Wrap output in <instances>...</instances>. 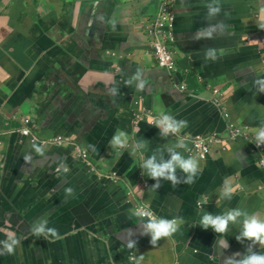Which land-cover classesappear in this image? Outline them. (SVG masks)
I'll return each instance as SVG.
<instances>
[{
	"label": "crops",
	"instance_id": "0c3cea01",
	"mask_svg": "<svg viewBox=\"0 0 264 264\" xmlns=\"http://www.w3.org/2000/svg\"><path fill=\"white\" fill-rule=\"evenodd\" d=\"M210 2L177 1L170 45L177 71L171 73L157 67L144 47L143 30L156 19L159 0H0V158L21 186L38 181L21 187L19 201H0V241L14 234L22 240L15 255L24 257L23 262L4 257L0 264H126L125 256L114 253L117 241L125 245L128 229L140 243L133 252L137 259L143 256L141 264H223L226 257L238 261L264 254L251 239L236 240L239 224L223 234L199 229L201 238L213 242L207 254L192 243L181 252L194 235L198 208L207 203L213 215L242 209L264 219V168L257 165L253 144L226 137L229 123L248 134L264 123V91L254 85L264 78V56L251 15L264 16V0H219L220 13L208 20ZM217 22L225 26L222 33L195 39L200 29ZM208 48L216 50V60L205 59ZM138 70L147 80L143 90L135 87L138 80L125 83ZM161 114L185 120L187 127L161 137L149 123ZM26 128L36 136H25ZM119 132L130 143L145 139L147 149L112 159L111 140ZM211 133L223 142L201 160L190 152L191 141ZM56 135L68 142L55 147L50 140ZM179 139L187 150L177 151L199 161L194 183L173 186L161 180L153 190L155 181L135 171L137 157L147 158ZM108 171L118 176L117 183L103 178ZM176 175L183 174L177 169ZM58 180L57 189L79 194L56 201L53 194L40 193ZM95 186L136 201H92L85 189ZM226 186L231 199H221ZM31 196L38 201H27ZM142 201L157 217L184 219L155 247L131 215ZM41 224L57 229L59 239L36 237L31 229Z\"/></svg>",
	"mask_w": 264,
	"mask_h": 264
},
{
	"label": "clouds",
	"instance_id": "9594fccd",
	"mask_svg": "<svg viewBox=\"0 0 264 264\" xmlns=\"http://www.w3.org/2000/svg\"><path fill=\"white\" fill-rule=\"evenodd\" d=\"M205 6L207 8L205 18L208 20H211L220 13L219 0H211V2ZM224 27L225 26L222 22H217L215 25H211L207 29L202 28L198 31L195 39H199L201 36L211 38L213 32L219 31L222 33ZM261 27H264V25H261ZM114 29L115 27L113 26V30ZM205 59L216 60V50L213 48L206 49ZM132 80L139 81L135 85L138 90H143L147 83L146 79H140V70H138L130 80L125 81V83L130 85ZM254 85L256 86L257 91H264V78L255 80ZM113 91H115V89H113ZM149 123L160 129L161 137H168L169 134H179L187 127V121L177 120L171 114H161L158 117H154ZM253 132V142H255L257 146L264 144V123H262L260 127L253 129ZM111 146L114 148L127 149L130 156L134 157L140 150L147 149L148 141L141 139L134 143H130L128 135L125 132H119L113 136ZM177 149L187 150L184 139H179L175 144L169 145L158 153H153L142 160L140 164L142 174L155 181V183L150 186L153 190H157L161 187V180H168L173 186H177L181 183L189 185L194 183L195 177L200 171L199 161L192 155L185 157L181 152L177 151ZM35 151L41 155L43 154V150L39 147H36ZM165 153L168 154L167 158H165ZM25 159L27 160L28 157H25ZM177 169L183 174L182 177L176 175ZM65 191L69 195L73 192L71 188L65 189ZM220 196L221 199H231L232 189L226 186L220 193ZM131 215L138 220V224L142 225L141 234H149L151 236L149 243L154 247L162 238L170 237L176 233L184 223L182 217L167 219L164 217H157L154 213L145 210H137ZM241 217H243L242 220L240 219ZM200 224L203 229L211 227L215 233L221 234L226 233L229 230L230 224H239L241 231L240 235L236 236L237 241L242 242L243 237L251 239L253 243H258L259 245L264 246V219H261L256 215H249L245 210L229 209L218 215H213L211 212H204L201 216ZM31 231L36 237L43 235L46 239L49 237L59 239L57 229L50 227L46 229L44 224H41L38 227H33ZM132 234V230L128 229L124 236L125 246L128 249H136L137 241L130 238ZM0 244H3L4 246V251L0 252V255H10L14 253L16 246L20 244V240L16 238L14 234H9L5 240L0 241ZM226 247H228L227 241L223 242V248ZM234 255H239V253H235ZM142 259L143 256L140 255V257L135 260V264H141ZM223 264H264V254L254 252L243 256L238 261L234 260L232 257H226Z\"/></svg>",
	"mask_w": 264,
	"mask_h": 264
},
{
	"label": "built area",
	"instance_id": "2783aa9c",
	"mask_svg": "<svg viewBox=\"0 0 264 264\" xmlns=\"http://www.w3.org/2000/svg\"><path fill=\"white\" fill-rule=\"evenodd\" d=\"M175 1L176 0H160L156 19L146 25L143 30L148 38L147 43L144 45L146 53L151 54L157 67L171 73L177 71L170 46L173 41ZM180 88L183 90L185 89V86H181ZM214 93L218 95L217 91H214ZM23 134L25 136H30V128L23 129ZM226 137L232 140L244 138L245 140L251 141L258 155L256 161L257 165L264 168V144L257 146L255 142H253L254 133L248 134L244 129L233 123H229L226 128ZM32 141L33 139H31V142ZM66 142H68L67 138L59 136L50 140V143H56L54 145H61ZM222 142L223 138L216 133L196 136L191 141L190 152L198 156L201 160H204L210 151L211 146L221 145ZM81 156L85 158L86 154L83 152ZM137 210L149 211V209L143 204L138 205L136 207V211Z\"/></svg>",
	"mask_w": 264,
	"mask_h": 264
},
{
	"label": "water",
	"instance_id": "95a60500",
	"mask_svg": "<svg viewBox=\"0 0 264 264\" xmlns=\"http://www.w3.org/2000/svg\"><path fill=\"white\" fill-rule=\"evenodd\" d=\"M177 1H175V5L177 4ZM159 4H160V0H159ZM159 8V7H158ZM175 7H174V11H175ZM158 12V11H157ZM253 19L255 20L256 22V25H257V31L260 33V38H261V42H260V46L258 47V50L260 51V53H262V55L264 56V32H263V28L264 27H261V25H264V16H261L260 15V12L257 11V12H254V13H251ZM156 16H157V13H156ZM34 130L31 128L30 129V132H31V136H36V133L33 132ZM254 132L252 131V134ZM30 142H31V139H30ZM61 145H55V147H60ZM128 153V150L127 149H122V148H116L113 150V152L110 154V157L112 159L118 157L119 159H121L122 157H124L125 155H127ZM145 159V157H143L142 155L138 156L137 157V160H136V169L135 171L138 172V174L140 176H143L144 178H148L146 175H143L142 174V169L140 168V164L142 162V160ZM0 160H4L2 158H0ZM259 167V166H258ZM261 168V167H260ZM102 176L103 178L113 182V183H117V179H118V176H116L115 173H111V172H105V173H102ZM150 180V179H149ZM59 183V180L58 181H53L52 182V186H54L55 188L57 187ZM53 194V191H49L46 196L48 195H52ZM140 204H143L146 206V203L144 201H142ZM147 207V206H146ZM210 205L207 203V205H204L203 208H198V211L197 213H199L197 215V218H196V225H195V232H194V235H192V237H190L188 243H185V245L183 246L181 252H188V250L190 249V247H192L193 245H199L200 244V248L201 250L204 252V253H208V250L210 247H213V242L211 243L212 239H203L199 236L198 234V230L200 229L202 231L203 228H201V224H200V219H201V216L204 212H211V211H207V210H210ZM207 209V210H206ZM205 210V211H204ZM135 218V217H134ZM136 219V218H135ZM137 220V219H136ZM145 236V235H144ZM220 237H224V235L220 236ZM145 239H146V236H145ZM193 244L190 246V244ZM217 243H219V240H217ZM140 245V243H137L136 247H138ZM259 247L261 248V250L264 252V246H261L259 245ZM135 249V248H133ZM133 249H128L126 248V246L121 243L120 241H117L116 243V246H115V253H114V258L116 257H121V256H125V259H126V264H135V260L137 259V255L134 254L133 252Z\"/></svg>",
	"mask_w": 264,
	"mask_h": 264
},
{
	"label": "rangeland",
	"instance_id": "374dc122",
	"mask_svg": "<svg viewBox=\"0 0 264 264\" xmlns=\"http://www.w3.org/2000/svg\"><path fill=\"white\" fill-rule=\"evenodd\" d=\"M16 167H20V163L16 164ZM38 181L36 179H31L29 182L21 186L15 179L11 172H7L6 163L4 160H0V201H19L20 195L18 192L21 191V187L25 189L30 186H37ZM49 191H53V195L56 201H69L71 198L79 194V192L67 194L65 189H57L51 184H46L40 189L42 195H46ZM85 192H89L92 197V201H136L134 199H129L126 197H120L112 193L108 188L104 186L94 188H86ZM151 198L147 201H153ZM27 201H38L35 196H31ZM1 248H4L2 246Z\"/></svg>",
	"mask_w": 264,
	"mask_h": 264
},
{
	"label": "flooded vegetation",
	"instance_id": "af4514ba",
	"mask_svg": "<svg viewBox=\"0 0 264 264\" xmlns=\"http://www.w3.org/2000/svg\"><path fill=\"white\" fill-rule=\"evenodd\" d=\"M56 137H57V135H56ZM52 140V139H51ZM52 145H54V144H56V143H51ZM62 144H66V143H62ZM61 144V145H62ZM22 242V240H20V243ZM20 245V244H19ZM18 245V246H19ZM1 247L3 246V244L2 245H0ZM17 247V246H16ZM4 251V248H0V252H3ZM19 255V257L18 256H16L15 255V251H14V253L13 254H10V255H8V254H4V255H0V263H2V261H3V259H4V257H6V258H11V257H16V260L17 261H21V262H23L24 261V257H23V254L22 253H20V254H18ZM8 262L9 263H13L11 260H8Z\"/></svg>",
	"mask_w": 264,
	"mask_h": 264
}]
</instances>
